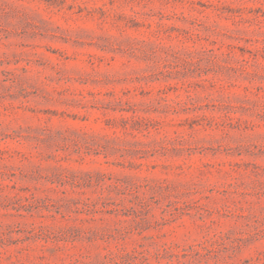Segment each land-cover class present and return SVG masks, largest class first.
Wrapping results in <instances>:
<instances>
[{
	"label": "rangeland",
	"instance_id": "rangeland-1",
	"mask_svg": "<svg viewBox=\"0 0 264 264\" xmlns=\"http://www.w3.org/2000/svg\"><path fill=\"white\" fill-rule=\"evenodd\" d=\"M0 264H264V0H0Z\"/></svg>",
	"mask_w": 264,
	"mask_h": 264
}]
</instances>
